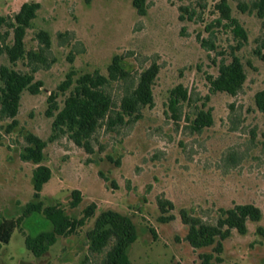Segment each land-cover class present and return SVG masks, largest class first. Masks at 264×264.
<instances>
[{"label": "rangeland", "instance_id": "rangeland-1", "mask_svg": "<svg viewBox=\"0 0 264 264\" xmlns=\"http://www.w3.org/2000/svg\"><path fill=\"white\" fill-rule=\"evenodd\" d=\"M27 1H38L41 7L27 31L26 47L38 50L36 33L46 30L52 40L49 61H54L36 72L44 83L41 91L23 92L17 125L8 131L11 119L0 117V224L16 222L25 204L38 200L33 196L36 164L22 160L21 152L28 132L45 140L53 134V117L46 113L49 94L71 69L78 75L94 70L107 74L113 55L120 53L135 77L152 61L160 64L154 105L145 107L135 122L112 130L99 128L91 151L67 135L48 141L43 163L52 169V177L40 199L45 205H62L74 217L92 202L97 214L108 208L128 214L137 229L128 251L132 264H203L201 255L212 252V247L194 248L186 240L188 226L180 209L214 222L220 207L252 202L262 209V219L248 221L246 234L233 229L224 240L222 261L216 264L264 262V237L257 231L264 227V113L255 103V94L264 89V25L256 14L238 7L253 0H228L232 14L248 32V40L237 51L247 79L236 95L210 93L207 76L218 68L215 53L210 56L200 41L212 37L223 52L217 60L231 59L237 39L217 21L220 0H146L144 15L138 14L133 0H0V15L13 14ZM65 32L69 37L64 42L60 33ZM2 63H9L4 54ZM16 68L29 69L24 61ZM179 83L194 91V101L184 103L182 118L176 121L168 111V97ZM125 86L109 87L117 102ZM207 94L205 109H212L213 123L195 131L186 116ZM63 99L60 95L61 104ZM75 188L83 200L72 208ZM159 197L174 203L173 220L159 219ZM94 219L74 234L59 236L48 251L35 256L26 247V235L52 224L43 214L30 215L17 223L8 243L0 241V264H100L104 253L92 251L86 236Z\"/></svg>", "mask_w": 264, "mask_h": 264}, {"label": "trees", "instance_id": "trees-1", "mask_svg": "<svg viewBox=\"0 0 264 264\" xmlns=\"http://www.w3.org/2000/svg\"><path fill=\"white\" fill-rule=\"evenodd\" d=\"M91 0H87L90 2ZM138 14L144 15L147 12L146 0H133ZM41 3L38 1L24 2L20 8L11 15H0V55L7 56L9 63L0 65V117L9 118L11 122L8 131L17 125L22 94L25 90L38 94L44 83L36 78V72L41 68H49L54 58L49 61L52 40L48 31L39 30L36 38L39 41L38 50L27 49L25 37L29 28L32 27V20L37 17ZM220 16L218 23L231 29L237 44L231 52V59L221 58L218 55L223 52L218 50L216 41L202 38L200 41L209 51L214 52L213 61L217 65L216 74H208L210 93L226 92L231 95L238 94L247 79V70L242 58L237 51L242 48L248 40V32L240 20L232 14V7L228 0H220L216 4ZM242 11H249L262 19L264 25V0H253L250 5L239 3ZM212 33H214L212 31ZM65 42L69 32L60 33ZM73 55L70 59H73ZM124 54L113 55L107 68V74L100 70L77 73L71 69L65 79L58 85L57 90L52 91L48 97V108L46 113L53 117V134L48 140L39 135L28 132L25 135L26 144L21 152V159L32 161L36 164L32 171L34 179L33 196L36 201H28L23 209L22 216L17 221H3L0 224V241L8 243L11 235L24 218L33 214H43L52 224L50 229H43L25 237L26 247L35 255L41 256L54 245L59 236L74 234L87 224L88 220L94 219V223L87 230L86 236L89 241V248L97 253H104L100 264H132L128 254L131 244L137 238V229L132 218L125 213L115 209H105L96 213L97 205L92 202L82 209L79 217L66 213L65 208L56 203L45 205L41 198L44 185L52 177V169L43 163L44 149L48 141L67 135L78 146L92 150V138L97 130L103 126L112 130L116 126L135 122L143 115V109L153 106L155 103L154 84L160 72V64L154 60L141 70L137 77L127 69L123 62ZM19 61H24L29 67L28 70L16 68ZM113 83H124L126 86L119 102L116 101L109 87ZM64 99L60 103L59 96ZM209 99L207 94L201 106L188 114L191 128L201 131L213 123L212 109H205ZM194 101V91L190 90L183 83H179L170 89L168 97V111L176 121L182 118L184 103ZM255 103L258 109L264 113V89L255 94ZM83 200L80 189L72 191V198L69 202L72 208L77 207ZM158 206L160 209L159 219L168 222L175 218L171 213L174 203L168 198L159 197ZM180 217L188 226L186 240L194 248L212 247V252L203 253V264H216L222 261L220 254L224 250V240L229 238L233 229L240 234L248 232V221H260L263 217L262 209L252 202L235 203L230 207H220L216 221L211 222L203 217L192 213L187 208L180 209ZM257 231L264 237V227L258 226ZM214 253L215 262L212 261ZM180 264V263H177ZM264 264V262L259 263Z\"/></svg>", "mask_w": 264, "mask_h": 264}]
</instances>
